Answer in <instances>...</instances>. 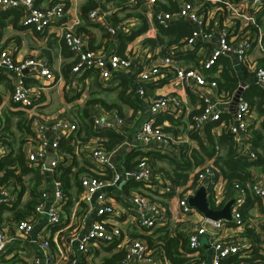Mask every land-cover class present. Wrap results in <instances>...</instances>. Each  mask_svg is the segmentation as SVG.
<instances>
[{"label": "built area", "instance_id": "built-area-1", "mask_svg": "<svg viewBox=\"0 0 264 264\" xmlns=\"http://www.w3.org/2000/svg\"><path fill=\"white\" fill-rule=\"evenodd\" d=\"M94 1L95 4L87 10V18L100 22L111 35L118 30L126 31L141 19L147 21L144 36L153 35L156 24L167 25L177 18L186 20L191 28L163 55H152L146 47L143 54L127 50L122 55L112 50L89 47L86 34L74 31V25L80 20L74 4L72 10L75 9L71 12L67 7H62L61 1L40 6L33 0H0V7L9 4L21 5L24 9L22 22L30 24L42 38L50 33L63 38L68 49L72 51L73 58L75 57L69 70V83L62 82V89L67 93L74 95L80 90L81 85L76 76L87 68H95L98 79L108 82L115 73H133V67L141 62L142 66L135 72V79L139 82L134 88L136 95L143 94V84L168 75L166 82L178 85L205 103L200 112L190 116L191 122L187 125L189 131L195 130V134L202 138L204 123L214 120L217 134H230L236 154L246 159L254 158V150L248 141V124L256 127L263 115L255 114L254 106L244 97V82L238 81L228 91L219 88L217 74L222 65L219 56L231 54L233 61L229 71L236 73L237 66L242 65L253 76L255 83L264 89V65L258 59H264V0H173L169 1L171 3H163L165 0ZM170 4L173 7H165ZM118 5L131 6L136 13L114 18ZM68 13L70 15L66 17L65 14ZM212 37L216 43L208 55L198 59L197 65H182L174 60L173 56L178 51L208 41ZM11 51V44L0 47V66L11 74L10 101L25 110L30 119L29 128L34 142L23 150L24 162L39 169L40 182L37 190L40 200L33 205V214L21 219L13 220L10 211L0 207V256L9 249L10 254H15L23 261L22 264H90L88 259L93 257L92 249L96 250L101 245L116 241L121 246L123 255L115 264H153V249L147 245L143 235L168 222L170 227L175 225L174 229L187 237L188 246L193 248V257L197 258L198 247L202 245L201 237H205L207 246L212 250L209 264H220L223 257L239 251L242 257L240 264H262L260 260L246 259L247 249L252 245L250 241L241 238V241L235 239V243L219 235L218 232L225 228L226 222L207 218L187 203V198L199 185L204 186L206 198L214 206L223 201L226 180L212 162L219 151L217 145L213 155H204L202 162L189 174V180L175 185L170 195H165L171 187L170 181L161 173H152L144 156L139 158L134 167H125L114 159L113 153L117 152L121 144L127 148L142 145L163 151L173 149L177 153V144L187 142L190 137H182L165 130L163 125L166 124L156 122V114L166 111L174 115L177 108L184 106L178 96H151L147 101V113L134 127L132 137L122 140L110 150L101 146L102 139L98 135L91 136L83 144L76 142L74 152L83 157L85 162L84 167L77 170L79 191L66 194L61 182L50 175L58 164L69 165L75 170L71 166L70 155L59 153L57 147L58 140L70 137L76 126L65 116L49 118L39 111L36 108L39 104L38 89L27 86L22 81V76L26 73L44 85L55 82L54 73L46 63L45 56H24L16 60ZM136 57L138 62H134L132 66L131 60ZM151 57L152 60L149 61ZM215 63L216 79L215 76L202 72V67L211 68ZM237 86H240V90L233 109H224V104L233 98ZM260 107L264 109V99L260 102ZM90 117L94 128H108L118 133H122L123 125L129 124L115 108L101 109L98 115L92 114ZM49 132L55 136L50 138ZM128 180L138 181L140 184L134 189L124 191L121 185ZM234 186L237 196L232 198L230 219L235 222L234 225L243 228L244 224L236 206L243 201L246 189L237 184ZM245 187L257 199L264 212V175L258 170L252 171L250 182ZM18 189L19 185L12 181L0 184V205H11ZM117 193L122 205L114 196ZM25 197L26 189L22 191L20 200L23 201ZM69 197L76 199L73 202L74 209L66 213L64 203ZM79 202L80 210L77 209ZM123 213L132 217L134 225L142 234L126 238L121 235ZM190 216L195 218L192 220ZM247 224L253 229L249 217ZM254 228L260 237L258 247L264 254V221L254 224ZM193 264H204V260L198 257Z\"/></svg>", "mask_w": 264, "mask_h": 264}, {"label": "trees", "instance_id": "trees-1", "mask_svg": "<svg viewBox=\"0 0 264 264\" xmlns=\"http://www.w3.org/2000/svg\"><path fill=\"white\" fill-rule=\"evenodd\" d=\"M33 1L35 4L38 2V0H33ZM47 1H48V5H51L52 3L57 1H61L63 8H65L68 3V0H47ZM94 4H95L94 0H81V2L78 5V11H77L80 20L73 27L75 32H83L86 34L87 42L90 48L100 45L99 42L95 44L89 43V38L91 39L90 25H95L99 28V30L101 31L100 33L101 37H103L104 35H109L106 32L104 26L100 22L89 20L87 18L86 15L87 10L89 7H91ZM165 7H173V6L170 4ZM20 12L21 10L18 7L8 6V7L0 8V29L6 24H10L12 27H22V25H18L17 22ZM145 25H146L145 21H142L139 27L132 29L129 33L122 32V30H118L117 32L119 39L118 44L112 47L111 49L114 52L123 55L124 54L123 48L125 45V41L131 38L134 34L138 33L139 30H143L145 28ZM155 28L156 31L153 35L144 36L141 41L143 44H145V46H149L151 48L159 45L158 52L161 55H163L167 51H170V45L174 42H177L178 38L181 35L189 32L190 25L186 20L177 18L170 21L169 24L167 25L156 24ZM88 34L90 36H88ZM51 38H56L58 40L61 48V53L63 55H68L69 53L71 55V57L68 58V60L63 59L60 62V71L64 78L63 82L69 83L70 81L69 70L71 64L75 60V57L73 58V53L71 50L68 49V47L63 41V38L61 36H58L57 34L50 33L48 36H46L47 46H49V42ZM221 58L222 57H219V59ZM134 62H138V57L133 58L131 60L132 66ZM260 62L264 65V59H260ZM141 66H142L141 62H138L136 66L133 67V73L129 72V74L128 73L126 74L132 76L133 78L135 72H137ZM86 70H91L92 73L96 72V69L93 67L87 68ZM86 70H84V73L88 72ZM202 72L206 75H209L208 72L204 69H202ZM221 73H222L221 80H218V76H217V82L219 88H223L225 90L231 91V89L236 86V76L232 74H228L226 70H223ZM167 76L168 75L162 76V78H159L153 82L161 83L162 81L167 79ZM93 78H95V76H93ZM114 79L117 80L119 83L118 84L119 88L116 89V93H115L118 103H116V99L113 102H106L104 101L103 98L93 95L92 91L87 90L86 87L85 92H87V95L83 104L79 107L76 106L73 108H69V110H67L68 112H64L60 114L68 118L70 121H72L76 126L73 134H71L70 137H68L67 139L61 138L58 140V147H57L59 153L64 152L71 156L70 157L72 158L71 165L74 162L73 161L74 153H76L74 152V147L76 145V142H78L79 144H83L91 136L100 135L104 138L102 139V141H100L101 146H103L107 150H110L113 146L121 143L123 140V134L121 133L115 132L108 128H94L91 124V117L87 113L88 107L94 103L100 104L105 110L114 107L118 113H119L118 108L120 109V107L118 106L119 104L124 103L131 106L134 104V100L129 93L130 85L127 81V76L125 75V72H118L116 75H114L113 80ZM113 80L110 79L109 83L111 84ZM92 81L93 84L97 86V88L99 89L112 90L115 88L110 84L108 88L101 87L102 85L100 81L96 78L93 79ZM153 82H147V83H153ZM256 88L258 87L253 84H250V88L248 89L250 96L249 94H246V92L248 91L244 93V97L249 101V103L252 106H255L254 108L257 111V113H261L263 115L262 119L260 120V122L256 127H253L250 123L248 124V131H249L248 141L250 143L252 150H254L255 153L253 159H246L244 156L238 155L234 152V149L231 144V137L229 134L220 133L216 137H213L212 133L210 132V128L216 122L214 120H207L204 123V130H203L204 139H202L199 135H196L195 130L187 131V135L195 139L197 147H188L186 145H181V147L183 148L179 150L176 156L174 154L168 155L166 154V152H161L155 148H145L142 145H137L135 146V148L138 147L137 152L139 153L137 154L136 159H133L131 162L126 161L125 159L123 162L124 166L134 167L137 161L139 160V158L144 156L146 158V163L150 165L149 167L151 171L152 168L150 163L153 164L155 158L159 160H163V159L168 160L170 167L168 171H165V174L171 183V187L168 190V192L165 193V195H170L175 185L184 184L189 180L188 176L190 172L192 173L195 167L202 162L204 155L206 156L213 155L214 151H216V145H217L219 151L217 154L214 155L212 162L214 166H217V168L221 172L222 177L226 180L225 192H224L223 201L220 202L217 206H214L211 203V201H209L210 207L218 208L219 206L222 205L224 201L230 198H235L237 194L235 192L236 188L234 184H237L239 187L246 189L245 197L243 201L238 206H236V211L239 213L240 219L243 221L244 233H246L248 236L250 235L253 238L252 229L249 228L247 224V218H248L247 210L249 206L252 204V202L257 199L251 195V193L245 187V185L250 182L252 171L258 170L264 175V145H263L264 109L260 107V102L263 101L264 99V91L260 88L258 89ZM81 90H83L82 87ZM79 93L80 91H77L75 93L77 94L76 96H78ZM187 93H188V97L193 99L194 94L188 91ZM252 94L256 95L255 99L252 98ZM76 96L74 95V97ZM195 97L197 98V100L195 99L194 103H197L198 106L193 107L190 110L191 112L189 114L188 123L191 122L190 116L200 112L205 104L201 98L197 96ZM161 112H166V111H161ZM166 116L168 117L170 122L173 121L174 118L171 117L172 115H166ZM159 121L160 119H156V122ZM179 121L180 120L176 119L172 124H178ZM11 122H13L15 131L9 130L11 126ZM29 123H30V119L28 118L27 113L25 112V110L21 108L11 110L9 115L8 114L4 115V118L0 119V153H1L0 154V184L6 183L8 181H12L15 184L19 185V189L17 190V196L13 201V203L9 206L0 205V207L9 210L10 216L13 220L26 218L27 216L32 215L33 205H35V203L40 200L39 191L37 190V185L40 182L39 169L37 167H33L25 164L24 153L22 149V146L25 143H30L32 141V134L29 128ZM163 127L167 131L176 133L177 129L169 127V125H163ZM79 165L80 164L76 163L75 170H72L69 165L62 166L58 164L54 168V172L50 175L51 178L52 177L56 178L61 182V187L66 194L67 192H69L71 185H74L76 187L75 192L79 191L77 179H76L77 170L82 169L84 167L82 166V164L80 166ZM155 173H159V172H155ZM24 181H26V184H24ZM139 184L140 183L138 181L128 180L126 183H124L123 186L125 190L128 191L129 188L137 187ZM25 189H26V197L23 201H21L20 195L22 191ZM114 196L116 197V199L121 200L119 195L115 194ZM75 199L76 197L74 198L69 197L67 199V202L64 203L66 213H68L69 205L71 203L73 204ZM77 209L78 210L81 209L80 202L77 204ZM226 222L227 224L235 223L232 219H229ZM174 226L170 227V224L166 222L165 224L156 227L155 230H153L151 233H146L143 235L146 240V243H149V245L148 244L147 245L153 249V252L162 253V255H164V257L167 259L169 264H193L198 259V257L203 258V255L200 254V252L202 251L201 246L198 247L197 258L191 255L193 248H190L188 246L187 237L183 233L176 231L174 229ZM256 238L257 237L255 236L254 243H252L253 251L251 252L250 258L260 260L262 261V264H264V254L261 252H257V249L259 248H258V239ZM239 253L240 252L228 254L227 256L223 257L220 260V263L222 261V264L223 263L226 264L229 262L230 264H240L242 257L239 255ZM115 255L119 256L120 252L117 254L115 253ZM115 255L109 256L107 258L108 264H115L117 262V260L115 261V259H117L118 257L115 258L114 257ZM121 255H123V253H121ZM236 255H239V257ZM15 263L22 264L23 261L19 257H16L15 254H10L9 249L7 250L6 254L0 256V264H15Z\"/></svg>", "mask_w": 264, "mask_h": 264}, {"label": "crops", "instance_id": "crops-1", "mask_svg": "<svg viewBox=\"0 0 264 264\" xmlns=\"http://www.w3.org/2000/svg\"><path fill=\"white\" fill-rule=\"evenodd\" d=\"M166 1L169 2V1H173V0H165L163 3H166ZM80 2H81V0H68L66 7L71 12L75 9L74 8L72 10V6L74 4L76 6V10L78 11V5ZM36 4L43 6L45 4H48V1L47 0H38V2ZM8 6L20 8L21 12L19 14L17 22H18V25H22V27H12L10 24L4 25L0 29V47L11 44L12 45L11 55H13L14 59H16V60L22 59L24 56H38V55L45 56L46 63L52 69L54 76H55V79H56L55 82L52 83L51 85H47V84L44 85L41 81L33 78V76H31V75L28 76L26 73H24V75L22 76V81L25 85L32 86V87H35L38 89V95L39 96L37 98V102H39V104L36 105V108L39 111H41L42 113L47 115L49 118L50 117L52 118L54 113L56 114V115L54 114V116L57 117L61 113L68 112L67 110H69V108L81 106L83 104L85 98H86V95H87V92H85L86 87H87V90L92 91L93 95H96V96L103 98L104 101H106V102H113L116 99L115 93H116V89L119 88V86H118L119 83L117 80H115V79L113 80V78H114V75H116L117 73L113 74V76H112L113 82L110 84L109 83L110 80L108 82H102L101 80L98 79L97 70L95 73H92L91 70H86V71H88L86 73H84V71H82L80 74H78L76 76V80L78 81V83L81 85V87L83 89V90H81V88H80V90H78V91H80V93H79L81 95L80 98L78 96H76L77 94H74L76 96V97H74L73 94H71V93L69 94V93H67L66 90L62 89V82H63L64 78H63V75L60 71V62L63 59L68 60V58L71 57L70 53L68 55H63L61 53V48H60L59 42L56 38H51L50 42H49V46H47V44H46L47 39L46 38H42L40 33L38 31H36L35 28H33L30 24L23 23L22 18L24 16V9L22 8L21 5H18V4H11L10 5L9 4V5H6L4 7H8ZM121 6L122 5L117 6V10L114 12V18H119L123 14L131 15V14L136 13V10H134V8H132L131 6H124V7H121ZM4 7H0V8H4ZM129 10H131L132 12H126ZM68 15H70V14L69 13L65 14L66 17ZM141 21H142V19H141ZM141 21L136 23L135 25L134 24L131 25L126 31H122V32L129 33L132 29L139 27ZM144 21L146 23V25H145V28H146L147 21L146 20H144ZM189 25L191 28V24H189ZM145 28L143 30H139L138 33L134 34L131 38H129L125 41L123 52H126L127 50H131V51L133 50L135 52H138L139 54H143V52L147 48L152 53V55L153 54L158 55V56L161 55L158 52L159 45L151 48L149 46H145V44L142 43L141 40L144 37L143 31L145 30ZM90 29H91V39L89 38V43L90 44H92V43L95 44L97 42L100 43L99 46H96L93 48H100L104 51H110V50H112L111 49L112 47H114L118 44V41H119L118 34H117L118 31L116 33H114L113 35L109 34L106 31L109 35H104L103 37H101L100 36L101 31L99 30V28L97 26L90 25ZM154 29L156 31L155 27H154ZM88 36H90V35L88 34ZM91 40H92V42H91ZM215 43H216V40L214 37H212L208 41H202L200 44H195L192 47L178 51L173 56V58L176 62H178L182 65L195 66V65H197V61L201 56L208 55L211 52V49ZM172 44H176V42H174ZM255 56H258V55L255 54ZM258 59L260 60L259 57H258ZM151 60H152V57L149 61H151ZM219 60H220L219 62H222V65H221V69L218 71V74H217L218 80H221V78H222L221 72L223 70H226L228 72V74H232V75L236 76V85H237L238 81L239 82L242 81V83L243 82L245 83L246 86L243 89V94L246 91H248V92H246V94H249L248 89L250 88V84H253V85L257 86L258 88H260L255 83L253 76H251L249 74V72L242 65L239 64L237 66L236 73L229 71V67L231 66V62L233 61V56H231V54H226V55L222 56V58ZM216 64L217 63H215V65L212 66V68H210V67L203 68L202 67V69L206 70L209 75L216 76V71L214 70V68H216ZM10 75L11 74H10L9 70L0 66V119L4 118V115H7V114L9 115L11 110L19 109L18 107L14 106L15 103H12L10 101V89H11V76ZM122 75H124V74H122ZM125 75L127 76V81L130 85L129 93H130V96L134 100V104L131 106V105L121 103L118 105L120 107V109L118 107H116L119 110V114L122 117H124L125 119H128L127 122L130 124V125L128 124L127 126L123 125L121 127L122 128L121 134H123V140L126 138L132 137L134 127L147 113L146 110H147L148 99L151 96L158 95V94L176 95L184 103V106L177 108V112L174 113V115L160 111L156 114V119H160L159 123L169 125V127H172L175 129L179 128L180 130H183L182 131L183 133H178V129H177L176 133H174V134L180 135L182 137L188 136L187 131H189V130L187 129V125L189 124L188 122H189V114L191 112L190 110L193 107L198 106L197 103H194V100L195 99L197 100L195 95H193V99L189 98L187 91H184L178 85L175 86L170 81L166 82L165 80L162 81L161 83H154L153 82V83L143 84L142 85L143 90H144L143 94L142 95H136V93L134 92V88L136 87V85L139 84V82L135 79V78H137V76L134 74L135 78H134V76L132 78V76H130L126 73H125ZM93 76H95V78L100 81V83L102 85V86L100 85L101 87L108 88V86L110 84V85L114 86L115 88L112 90L97 88V86H95L93 84L92 80L95 79V78H93ZM53 86H54V89H51ZM258 88H256V89H258ZM260 89H262V88H260ZM49 90H51V91L54 90L56 92V95H57L56 98H54L53 96H51V97L47 96V93ZM58 90L60 93L58 92ZM262 90L264 91V89H262ZM249 96H250V94H249ZM252 98L255 99L256 95L252 94ZM235 101L236 100L231 98V100L228 103L224 104V107H225L224 109H226V110L233 109ZM116 103H118L117 99H116ZM51 105H56L57 107L53 108V107H51ZM112 108H114V107H112ZM101 109H104V108L100 104L94 103L88 107L87 113L90 116L92 114L98 115L99 112L101 111ZM254 109L255 108H253V111L255 112V114H259ZM227 114H229V112L226 113V115ZM166 115H172L171 117L174 118L173 121L170 122V120L168 119V117ZM129 119H130V121H129ZM176 119L180 120L178 123H181V124H172V123H174V120H176ZM11 130L15 131V128L13 127V129H11ZM203 130H204V127L202 128V131ZM210 132L212 133L213 137H216L218 135L216 133V126H214V125L211 126ZM48 136L50 138H53L55 135L52 132H49ZM100 137H101V139H104L102 136H100ZM188 137H190V136H188ZM65 139H67V138H65ZM202 139H204V135H203ZM33 142H34V140H32L30 143H25L22 146V149L24 150L25 148H29ZM231 144L233 147L232 139H231ZM184 145H186L188 147H197L196 141L192 137H190L187 142L184 141ZM263 145H264V143H263ZM137 148H135V146L131 147V148H127L126 146L125 147L121 146L117 150L116 153H113V157L118 163H123L125 159H126V161L131 162L133 159H136V156L139 153V152H137L138 151ZM142 149H145V148H142ZM47 154L49 155V151ZM78 155L79 154L74 153V159H73L74 162L71 165L72 167H75L76 163L80 164V165L82 164V166H84L83 165L85 162L84 158L80 157V155L79 156ZM69 160L71 162L72 158H69ZM123 185L124 184L121 185V189L126 191ZM134 188H136V187L129 188L128 190H131ZM116 190L119 191V189H116ZM75 191H76V187L74 185H71L69 192H75ZM117 195H118V193H117ZM48 201H49V199H48ZM119 201L121 202L120 204L122 205V200H119ZM72 209H74V207H73V204L71 203L69 205L68 211H70ZM262 212H263V208L260 205V203L256 200L252 202V204L249 206V208L247 210L248 217L251 219L252 226H253V229H252L253 238L250 235L248 236L246 233H244V229L241 226H238V225L236 226L234 224H227V222H226L227 220H224V219L223 220L226 222V226H225V228L221 229L218 232L219 235L223 236L224 238H228L232 241H234L235 239H237L236 241H241V238L244 239V241L247 239L251 243H254V240H255L254 237L256 236L257 237L256 239H258V241H259V238H260L259 233L257 232V229L254 228V224L257 225V224L262 223V221H264V212L263 213ZM190 217L192 220L195 218L194 216H190ZM121 218L124 219V221L126 219V222L123 221L121 223V230H122L121 235H123V237L126 238V237H130L134 234H142L139 231V229L137 230V227L134 225L133 220L131 219L132 218L131 216L128 217L125 213H123ZM147 244L149 245V243H147ZM201 244L202 245H200V246L202 247V251L200 252V254L203 255L202 260H204V264H209L210 263V256L212 254V250L210 247L207 246L205 237H201ZM51 247H52V244H51ZM120 247L117 245L116 241H114L108 245H101L96 250L94 248V249H92L93 257L88 259V263H90V264H98V263L99 264H108L107 258L109 256L115 255V253L117 254L120 252L119 256H116V255L114 256L115 258L118 257L117 259H115V261L116 260L118 261L119 259L122 258L121 253H123V250H120ZM74 249H75L78 257L81 258V255L77 251V249L75 247H74ZM252 251H253V246L251 245L249 247V249H247V252L245 254L246 259L255 261L256 259L250 258ZM28 252H30V251H28ZM257 252H260V249H257ZM236 256L239 257V255H236ZM151 258H152L153 264H166V262L169 263L167 261V259L164 257V255H162V253L153 252V255H151ZM199 259H201V258H199ZM220 264H222V261ZM223 264H225V263H223ZM226 264H230V262L226 263Z\"/></svg>", "mask_w": 264, "mask_h": 264}, {"label": "water", "instance_id": "water-1", "mask_svg": "<svg viewBox=\"0 0 264 264\" xmlns=\"http://www.w3.org/2000/svg\"><path fill=\"white\" fill-rule=\"evenodd\" d=\"M24 69L25 68H23V70ZM239 88L240 86H238L237 89L235 90V93L233 96L234 100H236V97L239 93ZM232 202H233V199L230 198L226 200L219 208L210 207V202L206 198L205 189L203 185L197 186L194 193L187 198V203L190 206L195 208L203 216L210 218V219L229 220L230 219V206Z\"/></svg>", "mask_w": 264, "mask_h": 264}, {"label": "rangeland", "instance_id": "rangeland-1", "mask_svg": "<svg viewBox=\"0 0 264 264\" xmlns=\"http://www.w3.org/2000/svg\"><path fill=\"white\" fill-rule=\"evenodd\" d=\"M126 12H132L131 10H129V11H126ZM51 89H54V86L51 88ZM58 92H59V90H58ZM60 93V92H59ZM47 96L48 97H51V96H53L54 98H56V92L53 90V91H51V90H49L48 91V93H47ZM47 97V98H48ZM57 105V104H56ZM56 105H51V107H53V108H55V107H57ZM55 114V113H54ZM54 114H53V117L52 118H54L55 116H54ZM56 115V114H55ZM59 115V114H58ZM122 119L126 122V123H128L127 122V120L128 119H125L124 117H122ZM129 121H130V119H129ZM178 124H181V123H178ZM13 122H11V126H10V128H9V130L10 131H12L11 129H13ZM176 129H178V133H183L182 131L183 130H180L179 128H176ZM123 147H125V145L124 144H121ZM181 145H184V142H179L178 144H177V147L179 148L178 149V152H179V150H181L183 147H181ZM157 150H159V151H161V152H163V150H161V149H157ZM176 151H177V148H176ZM164 152H166V154H168V155H176L177 156V153H175L174 152V150L173 149H170V150H165ZM169 157V156H168ZM151 164V168H152V170H155V171H152V173H155V172H159V173H161V175L162 176H164V177H166V174H165V171H168L169 170V163H168V160H166V159H163V160H159V159H156L155 158V160L153 161V164L152 163H150ZM117 165H119V164H117ZM150 166V165H149ZM191 173V172H190ZM167 178V177H166ZM168 179V178H167ZM169 180V179H168Z\"/></svg>", "mask_w": 264, "mask_h": 264}]
</instances>
